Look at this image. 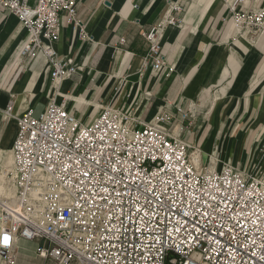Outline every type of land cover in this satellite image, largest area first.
Masks as SVG:
<instances>
[{
    "label": "built area",
    "instance_id": "1",
    "mask_svg": "<svg viewBox=\"0 0 264 264\" xmlns=\"http://www.w3.org/2000/svg\"><path fill=\"white\" fill-rule=\"evenodd\" d=\"M225 1L235 35L264 34V11L251 9L252 0ZM182 2L191 0L170 10L180 12ZM0 8L26 30L21 59L41 54L55 85L79 70L53 49L61 13L85 38L75 0L33 7L0 0ZM166 24L179 19L141 34L153 72L165 65L159 39ZM62 99L48 101L38 117L28 110L16 119L8 173L14 196L0 203V264H16L18 239L38 241L36 255L55 264H264L261 177L224 162L195 164L196 149L168 130L172 113L141 123L109 104L84 124ZM175 113L190 114L179 106Z\"/></svg>",
    "mask_w": 264,
    "mask_h": 264
},
{
    "label": "crops",
    "instance_id": "2",
    "mask_svg": "<svg viewBox=\"0 0 264 264\" xmlns=\"http://www.w3.org/2000/svg\"><path fill=\"white\" fill-rule=\"evenodd\" d=\"M75 2L85 38L61 13L53 49L79 70L58 85L41 54L19 57L26 30L0 8V169L11 156L16 119L68 96L67 109L84 123L109 104L134 122L172 113L168 130L196 149L200 167L208 160L213 166L224 162L264 182V34L235 35L225 0L182 2L180 12L170 10L176 0ZM35 3L28 0L30 7ZM251 9L264 11V0H252ZM169 16L179 24L161 29L165 65L153 72L144 61L149 44L141 34ZM178 106L189 110L186 120L175 113ZM38 244L18 239L16 264H55L36 255Z\"/></svg>",
    "mask_w": 264,
    "mask_h": 264
},
{
    "label": "bare ground",
    "instance_id": "3",
    "mask_svg": "<svg viewBox=\"0 0 264 264\" xmlns=\"http://www.w3.org/2000/svg\"><path fill=\"white\" fill-rule=\"evenodd\" d=\"M90 121L91 119L88 121V123ZM81 122L84 123L83 119H81ZM88 123H84V124H88ZM192 160L196 164L198 161V156L193 155ZM8 173L9 172H7V174H0V203H6V204L11 202V199L13 198V197L10 198L11 189H8L6 186L5 177L8 176Z\"/></svg>",
    "mask_w": 264,
    "mask_h": 264
},
{
    "label": "rangeland",
    "instance_id": "4",
    "mask_svg": "<svg viewBox=\"0 0 264 264\" xmlns=\"http://www.w3.org/2000/svg\"><path fill=\"white\" fill-rule=\"evenodd\" d=\"M38 116H39L38 113L35 114V117H38ZM193 148H194V147H193ZM189 152H193V150H191V151H189ZM196 153L199 155L198 152H196ZM9 157H10V156H9ZM10 164H11V157H10L8 163H7L2 169H0V174H7V172H9V170H10ZM248 172L254 173L255 170H251V171L249 170ZM258 176H259V175H258ZM261 179H262V178H261ZM5 181H6V186H7V188H8V189H11V193H10V198H11V197L14 196V189H13L12 184H11V181H10V176H6V177H5Z\"/></svg>",
    "mask_w": 264,
    "mask_h": 264
},
{
    "label": "snow or ice",
    "instance_id": "5",
    "mask_svg": "<svg viewBox=\"0 0 264 264\" xmlns=\"http://www.w3.org/2000/svg\"><path fill=\"white\" fill-rule=\"evenodd\" d=\"M5 240H7V237H5Z\"/></svg>",
    "mask_w": 264,
    "mask_h": 264
}]
</instances>
